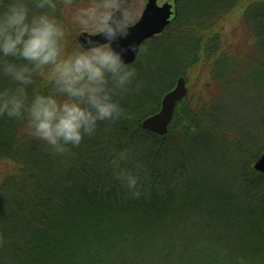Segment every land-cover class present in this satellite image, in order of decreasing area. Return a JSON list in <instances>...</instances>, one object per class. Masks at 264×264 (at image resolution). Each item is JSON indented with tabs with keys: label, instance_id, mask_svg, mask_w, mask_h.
<instances>
[{
	"label": "trees",
	"instance_id": "obj_1",
	"mask_svg": "<svg viewBox=\"0 0 264 264\" xmlns=\"http://www.w3.org/2000/svg\"><path fill=\"white\" fill-rule=\"evenodd\" d=\"M97 3L60 0L59 18L66 28L64 12ZM231 15L239 23L225 36ZM130 66L141 87L118 97L123 117L71 155L0 117V264H264V173L254 169L264 153V0H178ZM198 67L200 91L178 104L168 133L145 129ZM122 150L129 170L143 165L138 198L109 166Z\"/></svg>",
	"mask_w": 264,
	"mask_h": 264
},
{
	"label": "clouds",
	"instance_id": "obj_2",
	"mask_svg": "<svg viewBox=\"0 0 264 264\" xmlns=\"http://www.w3.org/2000/svg\"><path fill=\"white\" fill-rule=\"evenodd\" d=\"M60 0H0V117L27 122L31 134L54 155H71L101 122L124 115L118 99L141 87L137 70L113 46L129 34L132 14L123 0H99L78 18L101 34L69 50L59 18ZM130 150L112 157L114 178L133 197L141 195L143 165L126 166Z\"/></svg>",
	"mask_w": 264,
	"mask_h": 264
},
{
	"label": "water",
	"instance_id": "obj_3",
	"mask_svg": "<svg viewBox=\"0 0 264 264\" xmlns=\"http://www.w3.org/2000/svg\"><path fill=\"white\" fill-rule=\"evenodd\" d=\"M177 3L178 0H174V3L167 0L163 5H159L158 0H147L141 17L131 25L128 36L114 42L113 46L124 53L129 65L138 58L144 42L161 34L169 26L172 16L177 13ZM90 40L98 44L105 43L104 37L99 33L81 32L78 36L80 45L87 46ZM188 93L187 81L185 77H180L175 88L165 94L160 111L145 118L143 127L158 135L167 134L178 102L186 98ZM254 168L264 173V153L257 159Z\"/></svg>",
	"mask_w": 264,
	"mask_h": 264
},
{
	"label": "rangeland",
	"instance_id": "obj_4",
	"mask_svg": "<svg viewBox=\"0 0 264 264\" xmlns=\"http://www.w3.org/2000/svg\"><path fill=\"white\" fill-rule=\"evenodd\" d=\"M146 2H147V0H124L123 1V4H124V6H125V8L129 11V12H131V14H132V23L131 24H134V23H136L137 22V20L140 18V16H141V14H142V12H143V10H144V8H145V5H146ZM165 2V0H159V5H162L163 3ZM172 2V1H171ZM90 8H92V6H90V5H84V6H82V7H80L79 9L78 8H74V9H72L71 11H70V9L69 10H67L66 12H64L65 14H64V16H65V19L67 20V26H66V34H67V36H69L70 38H71V36H72V32H73V34H75L76 36H77V41H78V36H79V34L81 33V32H88V33H91V34H95V33H97V32H93L92 30H91V27H90V25H91V21H89L88 23H89V27H85L81 22H80V20L78 19L80 16H81V14L83 13V12H85V11H87V10H89ZM74 11V12H73ZM62 23L64 24V25H66L65 24V22L64 21H62ZM238 23H239V20H238V16H236V15H231V16H228L226 19H224V20H221V26H223V33L225 34V36H229L232 32H233V29L235 28V27H237L238 26ZM67 27H68V29H67ZM173 29H177V28H173ZM163 34V33H162ZM161 35V34H160ZM157 36H159V35H157ZM166 38V37H165ZM169 39H171L170 38V35H169V37H168ZM167 39V38H166ZM148 40H150V39H148ZM147 40V41H148ZM146 41V42H147ZM145 42V43H146ZM79 44V43H78ZM184 44V43H183ZM143 46V45H142ZM185 46V44L183 45V47ZM149 47H151V44H148L147 45V49H149ZM178 47H180V49H182L181 47H182V44H180V45H178ZM141 49H142V47H141ZM140 52H141V50H140ZM149 52V51H148ZM151 54L153 53L152 51L150 52ZM139 55H140V53H139ZM139 55H138V57H139ZM138 59V58H137ZM137 59H136V61H137ZM135 61V62H136ZM135 62H133V63H135ZM132 63V64H133ZM131 65V64H130ZM200 71L202 72V68L201 67H198L197 68V70H196V72L195 73H193V75H192V80L190 81V82H188L187 81V86H188V88H189V93L191 92V90L193 89L194 91H200L199 90V87L198 86H193V84H194V81L198 78V76L200 75ZM191 72H194V71H191ZM190 72V73H191ZM189 73V74H190ZM177 82V81H176ZM176 82L173 84V87L176 85ZM195 85V84H194ZM192 88V89H191ZM163 99V98H162ZM225 116H227L226 114H225ZM230 117H232L230 120H231V122H235V121H237V117H234V116H232V115H229ZM222 117L224 118V116L222 115ZM239 122V121H238ZM240 123V122H239ZM235 161V165H236V167H238V161H236V159L234 160ZM243 161V160H242ZM237 162V163H236ZM226 169L227 168H225V170H224V172L226 171ZM228 171V170H227ZM226 171V172H227Z\"/></svg>",
	"mask_w": 264,
	"mask_h": 264
},
{
	"label": "bare ground",
	"instance_id": "obj_5",
	"mask_svg": "<svg viewBox=\"0 0 264 264\" xmlns=\"http://www.w3.org/2000/svg\"><path fill=\"white\" fill-rule=\"evenodd\" d=\"M164 97V96H163ZM152 115V114H151ZM150 116V115H149ZM147 118V117H146ZM144 121V120H143ZM143 123V122H142ZM143 126V125H142ZM255 169V168H254ZM256 170V169H255Z\"/></svg>",
	"mask_w": 264,
	"mask_h": 264
}]
</instances>
